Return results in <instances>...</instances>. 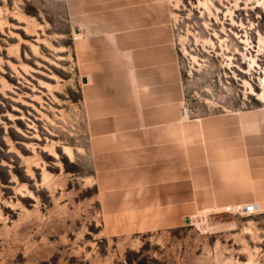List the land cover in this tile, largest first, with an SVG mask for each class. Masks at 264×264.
Returning <instances> with one entry per match:
<instances>
[{
  "label": "rangeland",
  "instance_id": "obj_1",
  "mask_svg": "<svg viewBox=\"0 0 264 264\" xmlns=\"http://www.w3.org/2000/svg\"><path fill=\"white\" fill-rule=\"evenodd\" d=\"M143 17L177 66L183 119L264 107V0H0V264H264V200L104 227L85 76L132 61Z\"/></svg>",
  "mask_w": 264,
  "mask_h": 264
},
{
  "label": "crops",
  "instance_id": "obj_2",
  "mask_svg": "<svg viewBox=\"0 0 264 264\" xmlns=\"http://www.w3.org/2000/svg\"><path fill=\"white\" fill-rule=\"evenodd\" d=\"M138 20L127 25L132 61L100 63L83 89L106 231L171 229L202 210L259 206L264 107L183 119L177 66L169 47L155 44L162 29Z\"/></svg>",
  "mask_w": 264,
  "mask_h": 264
},
{
  "label": "built area",
  "instance_id": "obj_3",
  "mask_svg": "<svg viewBox=\"0 0 264 264\" xmlns=\"http://www.w3.org/2000/svg\"><path fill=\"white\" fill-rule=\"evenodd\" d=\"M223 210L227 213L236 215V216H246L256 212V206L254 203L241 204L236 203L233 205H226Z\"/></svg>",
  "mask_w": 264,
  "mask_h": 264
}]
</instances>
